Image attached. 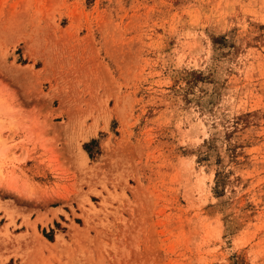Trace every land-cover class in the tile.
I'll use <instances>...</instances> for the list:
<instances>
[{"label":"rangeland","instance_id":"1","mask_svg":"<svg viewBox=\"0 0 264 264\" xmlns=\"http://www.w3.org/2000/svg\"><path fill=\"white\" fill-rule=\"evenodd\" d=\"M0 264H264V0H0Z\"/></svg>","mask_w":264,"mask_h":264},{"label":"crops","instance_id":"2","mask_svg":"<svg viewBox=\"0 0 264 264\" xmlns=\"http://www.w3.org/2000/svg\"><path fill=\"white\" fill-rule=\"evenodd\" d=\"M15 174H16V176L18 177V178H17L18 181H20L21 178L18 176L17 172H15Z\"/></svg>","mask_w":264,"mask_h":264},{"label":"bare ground","instance_id":"3","mask_svg":"<svg viewBox=\"0 0 264 264\" xmlns=\"http://www.w3.org/2000/svg\"><path fill=\"white\" fill-rule=\"evenodd\" d=\"M8 94V93H7ZM4 96H5V94H4Z\"/></svg>","mask_w":264,"mask_h":264}]
</instances>
